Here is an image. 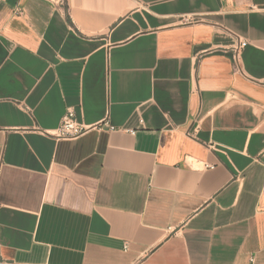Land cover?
Listing matches in <instances>:
<instances>
[{
	"label": "crops",
	"instance_id": "0c3cea01",
	"mask_svg": "<svg viewBox=\"0 0 264 264\" xmlns=\"http://www.w3.org/2000/svg\"><path fill=\"white\" fill-rule=\"evenodd\" d=\"M1 260L264 264V0H0Z\"/></svg>",
	"mask_w": 264,
	"mask_h": 264
},
{
	"label": "built area",
	"instance_id": "2783aa9c",
	"mask_svg": "<svg viewBox=\"0 0 264 264\" xmlns=\"http://www.w3.org/2000/svg\"><path fill=\"white\" fill-rule=\"evenodd\" d=\"M247 42H241L240 46L236 49V54L234 57V72L235 74L241 73L240 68V50L247 47ZM104 125H108V122L105 121L102 125L99 126V130L102 129ZM111 131H114V127H109ZM91 130V127H87L80 123L75 116L73 111H68L67 115L63 118L60 127L52 135L58 140L72 141L79 139L80 137L86 135ZM127 249V245L125 247ZM0 264H12L6 261H0Z\"/></svg>",
	"mask_w": 264,
	"mask_h": 264
}]
</instances>
